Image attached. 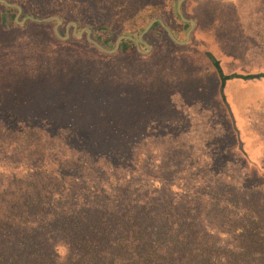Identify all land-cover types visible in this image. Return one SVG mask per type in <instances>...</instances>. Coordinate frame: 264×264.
Wrapping results in <instances>:
<instances>
[{"label": "trees", "instance_id": "16d2710c", "mask_svg": "<svg viewBox=\"0 0 264 264\" xmlns=\"http://www.w3.org/2000/svg\"><path fill=\"white\" fill-rule=\"evenodd\" d=\"M8 1L21 17L58 16L62 34L71 20L87 26L109 48L154 17L178 38L190 24L177 0ZM214 7L182 3L195 20L185 44L156 21L149 52L122 38L109 53L73 25L67 39L54 20L18 25L0 2V264H264V111L252 112L264 109V68L225 72L209 50L197 57L192 35L225 20ZM262 34L239 60L264 61ZM198 63L208 81L191 85ZM234 77L260 88L245 93L252 125L235 122L244 100L227 101Z\"/></svg>", "mask_w": 264, "mask_h": 264}, {"label": "rangeland", "instance_id": "374dc122", "mask_svg": "<svg viewBox=\"0 0 264 264\" xmlns=\"http://www.w3.org/2000/svg\"><path fill=\"white\" fill-rule=\"evenodd\" d=\"M222 2H224L227 7H224V8L219 7V5L222 4ZM254 7H258V9L264 10V0H215V7L213 9H215V13H216V10L218 8L220 10L219 15L222 17V19H225V20L223 21V23L213 22V25L209 30H212L213 28H215L216 30L213 29L214 31L210 33V36H205L200 32H198V34L194 33L192 35L191 46L194 49L196 48L197 51L195 53L197 54V57L200 58L198 50L201 49V51L203 52L206 50H209L211 53L215 55L214 56L215 58L219 59L220 61L219 63L221 67L223 68V71L225 72H229V70H234L237 73H248V72H254L261 68H264V61L262 60L261 57L257 55H249L247 56L249 58L244 61L239 60L242 56L240 51H242L246 45H249L248 40L252 38L251 34L253 33L254 30L263 31V34L259 36L258 39L262 43H264V23H263L264 19L255 12ZM21 13H22V9H21ZM21 13L19 15V18L23 17V16L21 17ZM220 16H219V19H220ZM25 22H23L22 24H24ZM68 22H66V24ZM66 24L64 26V32H65ZM237 26H240L239 31L235 30ZM218 28L220 31H217ZM227 29H229L230 31L227 32L226 31ZM156 30H159V29H156ZM226 36L229 39L228 41L229 46L227 47L228 49L227 55L223 54L225 52L223 40ZM240 44H241V48L239 47ZM133 50L135 52V49ZM235 61H237V63ZM196 67L200 75L198 76V78L194 76V78L189 79L191 85H195V83L196 85L199 83L201 85V80H207L208 78V76L206 75L208 66L204 67L202 65H199L198 63ZM215 71L216 70L210 69L212 78L209 79V81L212 83L213 86L215 85L218 86L219 75L215 74ZM217 75H218V78H217ZM248 80L249 79H243L241 77H234V78L227 79L224 84V91L227 97V101L229 100L231 102H236V103H238L239 100L241 99L245 101L244 105L237 107L242 113H241L240 118H237L235 122L237 125L241 127H245L249 124L252 125L253 114L256 116L257 113L264 111V109L259 111L255 108L252 109L253 114L250 111L249 112L245 111L243 106L248 104V99H249L245 96V93H250L251 95H254L256 94L255 92H260V88L259 87L253 88L250 81ZM233 112L237 116L238 114L237 109L235 110L233 109Z\"/></svg>", "mask_w": 264, "mask_h": 264}, {"label": "water", "instance_id": "95a60500", "mask_svg": "<svg viewBox=\"0 0 264 264\" xmlns=\"http://www.w3.org/2000/svg\"><path fill=\"white\" fill-rule=\"evenodd\" d=\"M184 1L185 0H177V2H176V10H177V13H178L179 17L182 20L188 21L190 23V25L188 26V28L185 31L184 38H182V39L178 38L173 33V31L171 30V28L167 25V23L162 18L154 17V18L150 19L148 21V23L139 31L137 38L136 37H133L131 35H128V34L119 35L116 38V40H115L114 46L111 47V48H109V47H106L105 45L101 44L96 39H94L91 36V30H90V28L87 27V26L82 27L81 29L77 30L76 29V22L75 21H70V22H68L66 24V28H65L64 34H61L60 31H59V26L61 24V19L58 16H56V15H49V16H44V17H37V16L31 15V14H27V15H24L22 18H19V15L21 13V6L18 3L10 2L8 0H0V2L5 3L7 6H12V7H16L17 8V12H16L15 18H14L15 19V22L17 24H20L21 25L23 22H25L28 19H31V20H34V21H38V22H46V21L54 20L55 21V24H54V27H53L54 28V32L61 39H67L70 36L71 31H70V27L69 26L70 25H73L72 32H73V34L75 36H80L83 32H86V37H87L88 41H90L91 43H93L94 45H96L97 47H99L101 50H103L105 52H109V53L116 51V49L118 48L119 43H120V41H121L122 38H130V39H132L134 41L135 46H136V49L138 51L143 52V53L149 52L152 46H151V44L149 42H147L143 38V35H144V33H146L151 28V26L153 25V23L156 22V21L161 24V26L163 27V29L166 30L168 36L173 41H175L176 43H179V44H185L189 40V38H190L191 31L193 30L194 25H195V20L193 18H188V17H186L183 14V11H182V3ZM154 34L157 35V36H159L160 35V31L159 30H155L154 31ZM140 43L144 44L145 45V48L141 47ZM133 52H134V50L131 51V53H133Z\"/></svg>", "mask_w": 264, "mask_h": 264}]
</instances>
